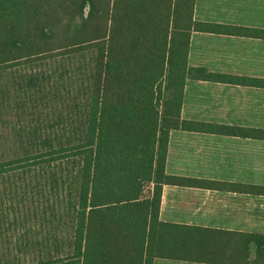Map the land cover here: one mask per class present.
I'll return each instance as SVG.
<instances>
[{
    "label": "trees",
    "instance_id": "trees-1",
    "mask_svg": "<svg viewBox=\"0 0 264 264\" xmlns=\"http://www.w3.org/2000/svg\"><path fill=\"white\" fill-rule=\"evenodd\" d=\"M196 0H0V264H264V235L160 220L173 130L264 140L182 118L188 80L264 88L189 64Z\"/></svg>",
    "mask_w": 264,
    "mask_h": 264
},
{
    "label": "crops",
    "instance_id": "crops-1",
    "mask_svg": "<svg viewBox=\"0 0 264 264\" xmlns=\"http://www.w3.org/2000/svg\"><path fill=\"white\" fill-rule=\"evenodd\" d=\"M199 22L264 30V0H196ZM190 66L264 79V39L193 32ZM182 118L264 130V88L188 80ZM170 176L264 186V140L173 130L166 159ZM160 220L264 235V195L165 185ZM153 264H206L155 259Z\"/></svg>",
    "mask_w": 264,
    "mask_h": 264
}]
</instances>
